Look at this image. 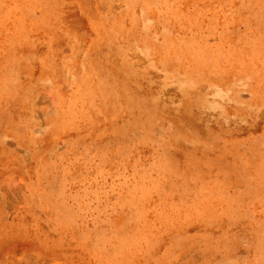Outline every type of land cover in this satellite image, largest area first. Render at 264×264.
<instances>
[{
  "label": "rangeland",
  "instance_id": "obj_1",
  "mask_svg": "<svg viewBox=\"0 0 264 264\" xmlns=\"http://www.w3.org/2000/svg\"><path fill=\"white\" fill-rule=\"evenodd\" d=\"M0 264H264V0H0Z\"/></svg>",
  "mask_w": 264,
  "mask_h": 264
}]
</instances>
